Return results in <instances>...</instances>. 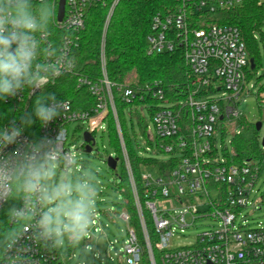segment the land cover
<instances>
[{"label": "built area", "instance_id": "2783aa9c", "mask_svg": "<svg viewBox=\"0 0 264 264\" xmlns=\"http://www.w3.org/2000/svg\"><path fill=\"white\" fill-rule=\"evenodd\" d=\"M119 1L113 0L104 26L101 41L102 77L98 81H93L78 72L74 52L86 29L88 8L93 4L105 5L108 0H66L65 14L61 22L57 20L60 0H55L57 10L55 29L63 35L58 36L56 32L50 31L45 34V38L55 46L66 49L73 58L75 67L43 88L63 76H75L78 87L87 88L94 97L95 106L88 110H77L69 99L55 100L61 104L60 115L46 124L40 122L39 130L34 137L23 129L21 144L60 137L64 149L71 151V147H68L69 127L73 123H81L82 126L88 124L86 132L94 138L93 143L84 140L82 148L85 149L87 145L93 148L95 132L102 126L107 131L108 117L112 115L128 165L114 89L123 91L127 103L131 101L133 103L137 96L133 90L129 88L123 90L109 81L105 55L107 28ZM177 1L182 4L178 6L176 12L169 11L166 15L157 14L154 17L152 33L147 38L148 52L160 54L173 52L176 48L184 49L195 82L185 101L172 107L163 106L155 111L152 117L155 136L150 137L149 141L155 155H173L180 152L181 159L166 177H160L149 169L144 171L142 174L146 195L144 204L140 201L132 177L133 197L142 239L133 228H128L125 238L121 241L115 239L109 242L106 256L110 264H113L114 257L117 258L118 264H157L155 254L159 255L160 264H264V226L258 224L257 228L250 229L247 215L243 213L250 207L258 209L253 201V194L259 182L264 183V171L249 161L240 166L230 165L225 156L220 158L218 152L213 153L214 146L218 150V143L214 145V141H217L218 127L225 128L227 125L224 124L229 125L242 116L239 103L247 83V69L251 60L236 27L214 24L204 29H196L189 21V14L192 16L196 11L214 12L217 9H228L240 4L241 0ZM43 88L25 89L15 97H8V101L15 105L21 104ZM152 92L154 98L164 99L162 89ZM259 101L264 111V90L259 92ZM51 104L52 101L48 105ZM182 117L189 120V128L186 122L182 121ZM13 123L21 126V121L16 119L5 129L11 128ZM17 147L19 144L9 145L4 149V154L13 152ZM146 150L151 152L150 148ZM5 205L0 206V213ZM115 211L113 206L110 211L105 212L109 221L129 222L127 213L118 215ZM146 212L152 222V231L147 226ZM99 217L97 212L94 226L95 235L100 238L104 231ZM188 219H191V223L209 219L214 225L198 235L195 243L172 248L171 239L179 229L183 232L190 226ZM29 235L30 233H26L16 248L21 246L29 248V251L20 255L34 264H68L71 258L76 257L73 254L74 249L64 258L61 250L52 251L37 244L27 238ZM120 242H123V245L118 249L116 245ZM16 248L7 256L17 255ZM95 258L101 260L99 254L93 255L94 260ZM0 264L5 262L0 261Z\"/></svg>", "mask_w": 264, "mask_h": 264}, {"label": "trees", "instance_id": "16d2710c", "mask_svg": "<svg viewBox=\"0 0 264 264\" xmlns=\"http://www.w3.org/2000/svg\"><path fill=\"white\" fill-rule=\"evenodd\" d=\"M112 2L113 0H108L105 5L93 4L88 8L86 29L74 52L78 72L93 81H98L102 77L101 41ZM181 4L182 2L177 0H120L114 9L106 33L105 55L108 79L123 90L127 88L133 90L137 96L133 103L132 101L127 103L124 100L123 91L114 89L115 105L129 167L122 151L115 120L112 115L108 117L109 140L115 151V158L118 159L117 169L114 170L117 178L114 189L122 197L121 202L114 203V208L118 215L124 212L128 214L129 222L121 224L126 227V230L133 228L140 239H142V233L134 203L132 177L140 201L144 204L146 198L142 178L144 171L149 169L160 177H166L178 165L181 157L180 152L169 155L167 159L140 157L132 143L128 119L132 124L133 110L137 111L139 106H144L152 118L159 108L172 107L185 101L190 88L193 87L195 76L187 64L184 49L176 48L173 52L160 54L148 52L147 38L152 33L154 17L157 14L166 15L169 11L174 13ZM190 11L193 12V9ZM189 15V21L196 29L217 24L234 26L239 30L248 57L254 64V67L250 64L247 69V82L262 67L257 34H261L264 40V0H241L240 4L228 9H217L214 12L201 10L193 13L192 16ZM50 31L56 32L58 36L63 35L55 29V23ZM159 89L164 92L163 100L153 97L152 91ZM262 90L264 86L259 92ZM50 95H54L55 100H71L77 110H88L95 106V99L89 90L85 87L79 88L77 77L67 75L49 84L21 104L10 103L8 98L0 100V129H5L12 120H20L22 116L31 114L33 123L25 126L24 130L33 137L37 135L41 121L34 114L35 101L39 96L43 98ZM50 102L51 100H45L46 104ZM239 120L242 128L241 132L234 137L233 152L230 154L225 151L224 156L230 165L240 166L249 161L264 171V147L260 132L257 131L256 125L248 123L243 115ZM182 121L186 122L189 128V120L182 117ZM139 123L142 127L143 121L139 120ZM143 132H146L145 127ZM216 143L217 141H214V145ZM217 152L214 146L213 153ZM10 203L6 204L1 211L0 221L6 222L5 213ZM15 203L19 206L20 202ZM145 218L149 230L152 231V222L147 212ZM155 257L157 264H160L159 255L155 254Z\"/></svg>", "mask_w": 264, "mask_h": 264}, {"label": "clouds", "instance_id": "9594fccd", "mask_svg": "<svg viewBox=\"0 0 264 264\" xmlns=\"http://www.w3.org/2000/svg\"><path fill=\"white\" fill-rule=\"evenodd\" d=\"M55 18V0H0V100L25 89H41L74 69L67 50L45 38ZM61 111L54 95L35 101L34 114L42 123ZM20 120L21 126L0 129V206L11 202L6 222L0 221V261L34 264L20 255L29 248H16L26 233L52 251L71 247L87 252L84 241L99 240L94 235L100 194L95 172L80 164V151H66L60 137L21 144L23 129L33 120L31 114ZM13 144L19 147L4 154ZM14 248L17 255L7 256Z\"/></svg>", "mask_w": 264, "mask_h": 264}, {"label": "rangeland", "instance_id": "374dc122", "mask_svg": "<svg viewBox=\"0 0 264 264\" xmlns=\"http://www.w3.org/2000/svg\"><path fill=\"white\" fill-rule=\"evenodd\" d=\"M257 39L260 56L262 58V67H260L257 70V73L246 83L245 90L240 98L239 111L248 123L255 125L259 122L262 123L263 127L260 131V138L262 140L264 138V111L260 105L259 91L261 87L264 86V40L261 34H257ZM139 120L143 121L142 127ZM224 125H227L226 128L224 129L222 126H219L217 133L218 154L220 158L224 157L225 151L232 154L234 137L241 132L242 128L241 121L238 119L233 120L229 125ZM143 127L146 128L145 133L143 132ZM128 128L135 151L140 157H156L160 159L169 158V155H155V152L152 151L153 149L149 138L155 136V126L149 112L147 109L145 110L143 106H139L137 111L133 110L132 124L128 119ZM87 129L88 124H84L83 126L81 123L71 124L69 127L68 147H71L70 149L74 154L77 151H80L82 153L80 164H82L84 168H91L95 172V179L100 193L98 196L97 212L100 215L99 220L102 223L101 228L104 231V235L101 236L99 240L93 238L84 241V244L89 246L87 252H81L74 249L73 254H75L76 257L71 258V260L68 261V264H77L78 262H84L85 264H100V261H102V264H110L109 258L106 256L109 249V242H113L115 239L121 241V239L126 236V227L119 222L114 223L109 221L107 215H105V212L110 211L114 206V203L122 201L120 193L114 189V185L117 183L115 172L109 168L107 163L109 157H115V151L110 144L108 131L104 130L102 126L94 134L95 144L93 151L91 153H86L85 149L82 148V144L84 143V133ZM147 148H150L151 152H148L146 150ZM76 170H81L80 165L77 166ZM253 201L258 209L255 210V208L250 207L243 212L247 215L250 229L257 228L258 224L264 226L263 181L259 182L257 185L256 192L253 194ZM181 210L182 209H177V211ZM188 220L190 226L184 229L183 232L179 229L171 239L172 248H179L195 243L198 235L214 225L209 219L197 220L195 223H191V219ZM122 245L123 242H120L116 247L119 249ZM72 250L73 248L67 247L64 250H61V255L66 258ZM95 254H99L101 260L98 258H95L94 260L93 255ZM111 255L113 256V253H111ZM113 264H118V260L115 257Z\"/></svg>", "mask_w": 264, "mask_h": 264}, {"label": "water", "instance_id": "95a60500", "mask_svg": "<svg viewBox=\"0 0 264 264\" xmlns=\"http://www.w3.org/2000/svg\"><path fill=\"white\" fill-rule=\"evenodd\" d=\"M65 6H66V0H60L59 6H58V14H57V20L59 22H61L63 17H64ZM250 63H251V66L254 67L253 60H251ZM261 127H262V123L261 122L256 124V128H257L258 132H260ZM84 140L87 143H90V142L93 143L94 138L91 136L90 133L86 132V133H84ZM262 146H264V138L262 139ZM85 151H86V153H91L93 151L92 146L87 145L86 148H85ZM107 163H108V166H109L110 169L116 170L117 166H118V159L113 158V157H109L107 159Z\"/></svg>", "mask_w": 264, "mask_h": 264}]
</instances>
